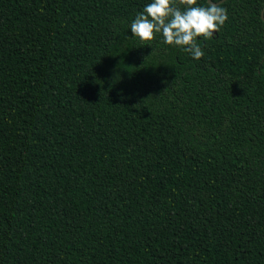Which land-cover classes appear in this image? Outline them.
I'll use <instances>...</instances> for the list:
<instances>
[{
  "label": "trees",
  "instance_id": "1",
  "mask_svg": "<svg viewBox=\"0 0 264 264\" xmlns=\"http://www.w3.org/2000/svg\"><path fill=\"white\" fill-rule=\"evenodd\" d=\"M151 2L0 0V264H264V0L198 61Z\"/></svg>",
  "mask_w": 264,
  "mask_h": 264
},
{
  "label": "clouds",
  "instance_id": "2",
  "mask_svg": "<svg viewBox=\"0 0 264 264\" xmlns=\"http://www.w3.org/2000/svg\"><path fill=\"white\" fill-rule=\"evenodd\" d=\"M179 4L184 6L183 11L176 0H152L130 29L142 42H151L156 34H162L165 44L179 47L198 61L205 53L197 38L202 37L204 42L213 39L228 20L227 9L221 0H208L206 6H198L197 0H179Z\"/></svg>",
  "mask_w": 264,
  "mask_h": 264
},
{
  "label": "water",
  "instance_id": "3",
  "mask_svg": "<svg viewBox=\"0 0 264 264\" xmlns=\"http://www.w3.org/2000/svg\"><path fill=\"white\" fill-rule=\"evenodd\" d=\"M224 1H226V0H221L222 3H223ZM207 2H208V0H207ZM261 19H262V21L264 22V9L261 11Z\"/></svg>",
  "mask_w": 264,
  "mask_h": 264
}]
</instances>
